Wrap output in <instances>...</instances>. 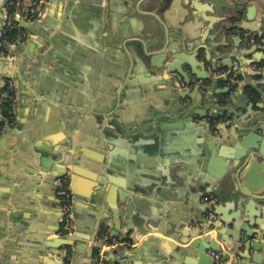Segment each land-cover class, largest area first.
Here are the masks:
<instances>
[{"label": "crops", "instance_id": "obj_1", "mask_svg": "<svg viewBox=\"0 0 264 264\" xmlns=\"http://www.w3.org/2000/svg\"><path fill=\"white\" fill-rule=\"evenodd\" d=\"M227 2L238 10L219 16L209 0H49L48 21L21 26L29 34L22 45L10 47L1 33L0 94L9 75L17 88L11 121L0 128V264H61L63 250L73 264H95L112 231L124 244L106 250L104 264H187L185 256L198 258L167 255L156 236L187 246L180 240L198 221L218 225L247 207L264 214L261 199L244 194L246 168L227 155L236 133L227 126L230 105L209 94L224 86L199 92L192 85L195 101L210 97L199 105L177 100L182 80L172 90L164 67L174 54L222 71L233 64L237 86L250 95L242 104L251 103L238 114L264 109V0ZM232 24L243 30L227 32ZM251 33L254 42L236 39ZM188 103L202 117L184 120ZM219 134L225 143L217 150ZM67 173L74 252L59 239ZM254 180L264 187V170ZM208 233L217 240V228Z\"/></svg>", "mask_w": 264, "mask_h": 264}, {"label": "water", "instance_id": "obj_2", "mask_svg": "<svg viewBox=\"0 0 264 264\" xmlns=\"http://www.w3.org/2000/svg\"><path fill=\"white\" fill-rule=\"evenodd\" d=\"M209 2L214 7V13L219 16L223 15L226 10H238L233 6H230L227 0H209ZM249 12L250 11L248 10V16H246L247 18L252 16V13ZM236 15L237 14H234V16L230 17L229 20H237ZM43 19L44 17L40 21L33 24H43V21L45 22L49 20V18H46L45 20ZM5 20L6 16H3V21L0 28V36L2 35L1 33L4 29ZM19 23L22 28L25 29L31 25L26 23L24 19H20ZM225 29L227 32L243 30V28L241 29V26L237 24L227 26ZM238 36L236 39L239 40L240 43L244 40L247 43L255 41L254 33ZM20 45H22V43H20ZM18 46L19 45H17V47ZM11 57V59L14 60V54H12ZM184 65H188L189 70H184ZM164 67L169 74H178L181 76L182 92L176 90L174 94V97L177 98V100L180 97L182 99L191 98L192 95L189 91V88L192 85H194V90L199 92H211L210 89L213 85L215 87L224 86V88L219 89L216 93L211 92L209 94L223 95V102H220L227 106L230 105V108L226 110L228 119L227 126H235L236 133L233 138L230 139L229 143L231 144L232 149L227 152V155H230L232 165H239L241 166L240 169L246 168L245 182L246 186L248 187V191L246 190L244 194L246 196L253 195L257 199H261V201L264 203V187L254 180L255 176L257 177L258 170H264V109H261V111L257 112L256 114H248L246 117H244V114H238L240 110L248 112V108L251 104L249 102L242 104L243 100L248 101L250 99V95L241 91L240 86L238 87L236 84L241 74L238 72L236 73L233 70V64L227 66L229 67L228 71H222L220 68H216V62H211L210 66L207 68L203 61H199L197 58L194 60L192 57L186 59V56L181 54H174L172 59L168 61ZM219 73H224L225 76H218L216 78L213 77V75ZM159 74L162 75V73ZM259 75L264 78V72L260 71ZM8 77L14 80L12 75H9ZM192 77H195V82L192 81ZM176 83V78L173 77L170 82V88L172 90L176 88ZM203 83H206L207 85L203 86ZM163 84H167V81H165ZM244 87L245 86H243L242 89H244ZM254 90V93L259 97L261 94L259 90L256 88H254ZM202 97L203 98L197 101H195V99L192 97L194 99L193 104L199 105L210 99V97ZM193 107L194 106L191 103H188L181 108V112L184 113L183 115H186L184 120H189L192 122L194 117H202L204 110L201 108L195 109ZM212 116L213 113L207 115L208 118H212ZM218 116V114H215L216 119ZM2 119L3 115L0 114V120ZM221 129L222 128H220V126L215 127V130ZM250 131H253L257 134V138L255 139L256 141L250 140V138L247 137V133ZM213 137L214 139L217 138H215V136ZM224 143L225 141L223 139V135L219 134L217 140L214 143V145L217 147V150H220L221 145ZM215 146L209 147L212 153L215 150ZM66 175L69 177L68 173ZM210 182L214 183L213 181ZM61 188L63 190V185ZM67 190H69L73 196L71 213L74 222V228L71 233H60L59 239H63L65 242L63 245L71 247L72 251L74 252L73 243L69 242L76 235V219L74 213L75 197L70 183L67 187ZM60 211L59 221L61 222L62 208ZM119 214L123 215V212H120ZM261 218H264L263 213L259 215V213H256L251 208L247 207L245 210L232 215L229 220L221 218V223L218 225L213 223L214 221L212 220V222L207 227H204L202 221H198L199 225L197 224L191 229L189 228L180 240L182 245L187 246H176L174 243L168 242L160 236L156 237L160 242L161 249L167 255H172L174 253L178 254L177 252H186V254H192L198 258L197 261H193L190 256H185L184 259H186L187 264H227L228 262H230V264H264V220ZM226 226L229 227L230 230L227 229ZM212 227L217 228V240L211 237L212 235L208 233L211 231ZM110 235L114 236V231H112ZM224 250L226 251L223 252ZM61 256V264H64L66 257L64 250ZM70 264H73L72 258Z\"/></svg>", "mask_w": 264, "mask_h": 264}, {"label": "built area", "instance_id": "obj_3", "mask_svg": "<svg viewBox=\"0 0 264 264\" xmlns=\"http://www.w3.org/2000/svg\"><path fill=\"white\" fill-rule=\"evenodd\" d=\"M49 0H35L32 3V6L22 7L21 4L17 0H7L6 7L8 9L7 16L5 20V25L2 33L6 35L8 32L13 30L18 32L17 38H15L14 42L11 43L10 47H16L18 44L22 43L29 37V34L22 30L21 25L19 23L20 19H24L26 23L33 24L35 22L40 21L46 12L47 4ZM14 7L15 10L10 12V8ZM7 42V41H6ZM176 79H180L177 74L172 75ZM8 88H10L15 96L16 93V83L15 81L10 78L8 80ZM14 96L12 97L14 100ZM63 190L61 192V207H62V220H61V230L63 234L71 233L74 228V222L71 213V206L73 202L72 193L67 190L69 185V178L68 176L63 177L62 179ZM124 244L122 241L111 237L110 234H106L103 237V242L101 243L98 249V257L95 264H104L103 256L104 252L108 249H112ZM218 256V255H217ZM71 263V254L68 251L65 257L64 264Z\"/></svg>", "mask_w": 264, "mask_h": 264}, {"label": "trees", "instance_id": "obj_4", "mask_svg": "<svg viewBox=\"0 0 264 264\" xmlns=\"http://www.w3.org/2000/svg\"><path fill=\"white\" fill-rule=\"evenodd\" d=\"M14 10H15L14 7L10 8V12H13ZM17 34L18 33L15 30H13L11 32H8L5 37L8 39V41L13 42L15 38H17ZM2 92H5L7 96L4 102L0 104L1 113L3 115V118H7L8 120L11 121L12 111H13V102H14L12 97L14 96V93L10 88H8V86H6ZM3 123H4L3 119L0 120V128L3 125Z\"/></svg>", "mask_w": 264, "mask_h": 264}, {"label": "rangeland", "instance_id": "obj_5", "mask_svg": "<svg viewBox=\"0 0 264 264\" xmlns=\"http://www.w3.org/2000/svg\"><path fill=\"white\" fill-rule=\"evenodd\" d=\"M22 7H27V6H32V3L35 1V0H17ZM0 113H1V108H0Z\"/></svg>", "mask_w": 264, "mask_h": 264}, {"label": "flooded vegetation", "instance_id": "obj_6", "mask_svg": "<svg viewBox=\"0 0 264 264\" xmlns=\"http://www.w3.org/2000/svg\"><path fill=\"white\" fill-rule=\"evenodd\" d=\"M178 76L181 79V76L180 75H178ZM181 83H182V81H181ZM6 96H7V94L5 92H3L2 94H0V104L4 102V100L6 99ZM3 119H4L3 122H10V120H8L7 118H3Z\"/></svg>", "mask_w": 264, "mask_h": 264}]
</instances>
